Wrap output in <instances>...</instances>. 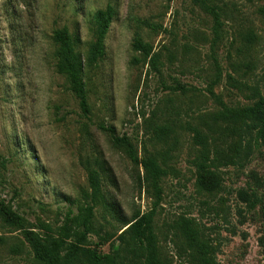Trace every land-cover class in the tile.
I'll return each mask as SVG.
<instances>
[{
    "label": "rangeland",
    "instance_id": "374dc122",
    "mask_svg": "<svg viewBox=\"0 0 264 264\" xmlns=\"http://www.w3.org/2000/svg\"><path fill=\"white\" fill-rule=\"evenodd\" d=\"M205 1L222 10L218 35L193 0H0V206L28 230L58 237L70 212L91 205L89 174L97 173L113 213L97 208L83 251L64 250L76 264L115 257L124 223L153 210L143 169L102 127L168 171L154 222L163 264H190L180 253L181 217L196 221L217 263L264 264V146L255 141L244 166L208 168L204 189L208 172L194 142V130L221 110L210 91L233 109L255 104L250 91L229 85L230 75L264 94V0ZM106 11L112 21L104 56L88 73L86 118L56 71L54 37L67 30L86 60ZM251 33L257 40H247ZM139 38L158 55V70L135 51ZM166 127L173 133L159 138ZM0 264H39L23 230L2 216Z\"/></svg>",
    "mask_w": 264,
    "mask_h": 264
},
{
    "label": "trees",
    "instance_id": "16d2710c",
    "mask_svg": "<svg viewBox=\"0 0 264 264\" xmlns=\"http://www.w3.org/2000/svg\"><path fill=\"white\" fill-rule=\"evenodd\" d=\"M193 1L213 16L215 34L218 35L222 26L221 8L208 4L211 1ZM96 19L98 23L97 41L91 46L86 60L77 51L67 30L56 32L54 37L57 46L56 71L66 79L70 92L75 96L86 118L92 113L87 85L88 73L104 56V40L112 21V15L110 11L100 12ZM250 39L257 40V37L251 33L247 36V40ZM134 49L142 52L145 60L150 61L154 69L158 70V55L153 54L148 44L139 38L134 44ZM214 84L215 82L212 86ZM229 85L243 92L250 91V99L255 101V104L233 109L226 106L221 98L210 91L221 110L209 117L208 121H211L206 122L204 129L194 130V142L201 147L199 167L202 173L208 172L207 176L203 174L200 179V185L204 189H207L210 175L208 168L244 166L253 154L255 141L264 146V94L262 90L258 85L248 86L231 75ZM178 87L180 88L176 91L186 92L185 87ZM101 129L109 134L116 146L125 150L135 166L143 169L144 175L140 177V181L154 202L152 211L144 215L138 214L130 222L124 223L123 232L118 238L119 245L116 247L115 257L91 255L90 264H116V258L122 259L125 264H163L157 245L154 222L157 211L164 200L163 181L168 171L155 157L140 158L131 140L126 136L118 137L113 128L102 127ZM171 133L173 130L170 127L159 129L156 132L159 138ZM220 143L223 144L219 148ZM224 144L226 147L223 146ZM89 181L92 192L88 198L91 200V205L79 207L77 214L70 212L65 225L59 230L58 237H43L28 230L12 210L0 206V216L5 217L12 226H18L23 230L25 240L39 264H76L74 257L63 255L64 250L69 251L71 255L83 251L88 237L95 231L94 220L97 208H105L109 213H113V208L105 199L99 175L91 172ZM44 227L49 229L47 226ZM176 227L184 241L180 248L181 257H185L190 264H219L216 261L212 244L206 239L195 220L181 217Z\"/></svg>",
    "mask_w": 264,
    "mask_h": 264
}]
</instances>
